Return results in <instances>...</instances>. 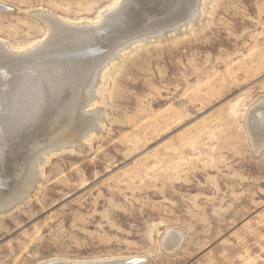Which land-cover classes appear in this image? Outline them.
<instances>
[{
    "label": "rangeland",
    "instance_id": "rangeland-1",
    "mask_svg": "<svg viewBox=\"0 0 264 264\" xmlns=\"http://www.w3.org/2000/svg\"><path fill=\"white\" fill-rule=\"evenodd\" d=\"M116 1L0 0V41L21 51L52 36L58 47L80 34L51 32L53 18L98 21ZM196 3V22L174 31ZM136 5L151 26L137 20L134 36L163 28L164 37L148 34L102 69L101 132L81 141L84 87L109 49L63 89L55 124L0 144V202L18 200L45 161L27 198L0 214V264H264V0Z\"/></svg>",
    "mask_w": 264,
    "mask_h": 264
},
{
    "label": "bare ground",
    "instance_id": "bare-ground-1",
    "mask_svg": "<svg viewBox=\"0 0 264 264\" xmlns=\"http://www.w3.org/2000/svg\"><path fill=\"white\" fill-rule=\"evenodd\" d=\"M121 2H122V0H117L114 3V5L108 7L104 11H102L98 21L92 22V21H85L84 20V21H79L77 23H71L68 21H62L61 20L60 22L63 25H65L64 27L67 28L68 31H70V30H72L74 32L77 31V32H79L80 35L77 36V34H76L77 37H71V38H73V40H71V38H69V39L67 38L68 40H66V38H64L62 40V42L59 43L58 47L52 46L53 44H48V43L45 45H42L44 42L43 41V42H38L36 44L31 45L27 49H24L21 51H14L6 42L0 41V60L2 59L3 61L6 62V64L8 66L11 67V72H10L7 68L8 66L5 67V66L0 64V103L2 102V100L5 99V95L7 97L10 96L9 94L11 93V91H10L11 90L10 89L11 82H10L9 78H10L11 74L16 76V77H14L15 81L13 79V82L17 86L16 87L14 85V87L19 89V93L21 96L20 98H23V101H25L26 104H27L28 100L30 101V105H29L28 109H22L20 112H17L14 117L8 116L6 114H4V117H1V115H0V144L5 146V148H6V146L8 147V145H10V144L11 145L13 144L15 146L19 143H23L24 141L27 142V140L28 141L30 140L29 138L31 137L32 133H34V131L43 130V127H44L43 125H45V123H47V124L50 123V125L55 124V121L60 116H62L64 114V112H65L64 108L66 109L65 103L64 102L62 103L60 101L63 88L65 87L64 89L67 88L68 90H73L74 85L76 84L75 82L79 81V79H83L84 75L89 70L87 65L91 61L93 62V60H91V58L95 57L94 54H96V53L100 54L104 51L106 52L109 49L108 51H111V53H109L108 57L105 58L99 65H97L95 68L92 69L91 75H90V80H89V82H87L86 86L84 87L83 108L87 109V111H85V110H82V111H85V114L90 116L91 122L88 123L89 126L83 132L81 141L83 140L85 142L92 135L98 134L99 132H101V126L103 125L104 117H103L101 111L98 108H96L95 104L98 102V96H99L98 95V92H99L98 91V88H99L98 85L100 82L101 72L103 71L102 69L104 67L108 66L114 60L119 59V57L123 54V52H125L126 49H129L128 47L135 45L136 42L144 41L147 38L148 34L152 33V35L154 34L155 37H162V36L164 37L163 31L165 29H163V28H162V30H159V31H154V32L150 31L149 33L145 34L146 36L145 35L136 36V37L134 36L136 30H134L135 28H131V27H132L133 23L136 22L137 20H140L139 22H141V23L139 25H141L142 27L150 28V26H151V21L149 22V18H147L146 15L141 14L142 16H137L134 14V8H136V6H137L136 5L137 0H127L125 5H123L118 11H116L113 15H111L110 17H108L106 19V15L108 13L114 11L119 6V4ZM131 3H133V4L131 5ZM129 5H130V7L125 9V6H129ZM199 6H200L199 3H196V9L191 13V16L190 17L188 16L189 18L186 21H184L182 23L180 22L181 24H177L176 26H173L172 27L173 30L176 32H179V30L182 29L183 27H186L189 24H194L196 22V19L198 18V13L200 12L199 9L197 10V8H199ZM3 8L6 9L8 7H5V6H3V4H0V9H3ZM122 9H123V11H121ZM197 11H199V12H197ZM57 19L53 18V20H55V21L60 20L59 18H57ZM105 19H106V21L104 22ZM50 20L51 19H49V22H50ZM51 24H53V23H51ZM56 26L59 28L58 24ZM97 26H98V28L100 27V29H98V31H96V32L94 31L93 33H91L92 30L90 31L88 29H72V28H70V27L89 28V27H97ZM164 28H165V26H164ZM86 32L91 33V37L89 38V41L87 40L88 46L87 47H84V46L81 47V45H79V42L82 38H84L85 36H88ZM129 36H132V37L125 39ZM124 39H125V41H124ZM84 41H85V39H84ZM75 43H76V45H75ZM77 43H78V47L76 48ZM54 47H56V51L52 52L51 54L48 53L49 50L55 49ZM110 47H112V48H110ZM59 50H61L60 51L61 53H59ZM44 52L45 53L47 52L48 54L46 53V55H44L45 57L43 56L40 58V54L43 55ZM57 56L61 57V61H59V60L57 61V58H58ZM63 69H66L67 70L66 73H68L66 79L63 75H60V72ZM104 70H105V68H104ZM73 78H75V80H73ZM72 80H73V82H72ZM70 86H72L71 89H69ZM261 100L264 101V98H262ZM7 102L5 104H7ZM258 102H261V101H258ZM254 107H256V106L254 105ZM254 107H253V109H254ZM249 118H250V115L247 119L249 120ZM261 119H262V117H261ZM83 124H87V122L83 123ZM247 124H249V121ZM83 126H85V125H83ZM250 132H251V130H250ZM36 135H37V133H36ZM250 138H251V136H250ZM35 139H36V137H35ZM252 141H254V140L252 139ZM29 143L31 144V142H29ZM63 144L64 143H61V144H59V146H63ZM259 144H261V143H259ZM70 145H71V143L68 144V146H70ZM59 146L51 145L50 148H48L46 150L44 149V152L45 153L47 152L48 156H49L51 154V152H54L53 150H56V149L58 150ZM15 153H16V151H15ZM42 155H40L41 157L39 156L37 164H35L36 166L34 167V170L31 171L32 177L30 178V174H28L29 176L27 175L28 179L30 178V181L28 183H26V185L23 184L24 191L22 192V196L18 200L27 196L29 189H31L33 186L35 187L36 184H34V183L36 181V178L39 175L38 174V172H39L38 171V164L40 163L39 165H41V164H43V162L45 163ZM45 156H46V154H45ZM25 157H27V156H25ZM19 162H20V160H19ZM24 177H26V176H24ZM25 179L28 180L27 177ZM38 180H39V178H38ZM22 182H24V181H22ZM19 187H21V186H19ZM19 191H18L17 195L20 194ZM13 196H12V198L17 197V196H14V197ZM18 200L13 201V203L18 201ZM11 204H12V202L7 201V200L6 201L3 200V202H0V206H1L0 208L6 209V208L10 207ZM166 233L167 232H165V235H162L163 241H166V238L168 237L167 236L168 234H166ZM170 239H172L171 241H173L172 237ZM139 259H141V258H139ZM131 260H133V259H131ZM91 262H94V261H91ZM98 262H100V261H98ZM44 264H77V263H75V262L70 263V262H66V261L62 262V261H58V260L55 261L54 260V261H49L46 263L44 262ZM79 264H84V263L80 262Z\"/></svg>",
    "mask_w": 264,
    "mask_h": 264
},
{
    "label": "water",
    "instance_id": "water-1",
    "mask_svg": "<svg viewBox=\"0 0 264 264\" xmlns=\"http://www.w3.org/2000/svg\"><path fill=\"white\" fill-rule=\"evenodd\" d=\"M127 2V0H122V2L119 4V6L114 10V11H112V12H110V13H108L107 15H106V19L108 18V17H110L111 15H113L116 11H118L123 5H125V3ZM1 10H6L5 8H3V9H0V11ZM121 11H123V9L121 10ZM120 11V12H121ZM106 19L104 20V22L106 21ZM53 22H55L54 23V25L52 26V28H51V32H53V31H55L54 29H55V26L58 24L59 25V27H63V28H65L64 26L65 25H63L60 21H55V20H53ZM70 28H72V29H88V30H92L91 31V33H93L94 31L96 32V31H98V29H100V27L98 28V26L97 27H89V28H83V27H70ZM66 30H68L67 28H65ZM70 31H72V30H70ZM87 33V32H86ZM91 33H87V35L88 36H86L87 38H82L81 40H80V42H79V45H81V47H87L88 46V41H89V36L91 35ZM69 39V38H68ZM68 39H66V40H68ZM84 39H85V41H84ZM60 40H63V39H60ZM71 40H73V38H71ZM88 40V41H87ZM59 41V40H58ZM87 41V42H86ZM55 42L56 41H53V39H52V36H51V38H49L45 43H48V44H55ZM62 42V41H61ZM45 43H43V44H45ZM42 44V45H43ZM63 45V44H62ZM75 45H76V43H75ZM78 47V43H77V46H76V48ZM61 50H59V53H61L60 52ZM58 58H57V61L59 60V61H61V57L60 56H57ZM0 63H1V65H3V66H8L7 64H6V62L5 61H3V60H0ZM8 68V70L11 72V67L10 66H8L7 67ZM67 72V70L66 69H63L61 72H60V75H63L64 77H65V79H66V77H67V75H68V73H66ZM14 77H16V76H14V75H12L11 74V76H10V82H11V86H10V91H11V93L9 94L10 96L9 97H7L6 95H5V99L4 100H2V102L0 103V115H1V117H4V114H6V115H8V116H11V117H14L15 115H16V113L17 112H20L22 109H28V107H29V105H30V101L28 100V102H27V104L25 103V101H23V98H20L21 96H20V93H19V89L18 88H16L17 86H16V84H14V82H13V79H14V81H15V78ZM73 82V81H72ZM71 82V83H72ZM67 83V82H66ZM14 85L16 86V87H14ZM65 88V87H64ZM63 88V89H64ZM8 101V102H7ZM7 102V104H5ZM28 105V106H27ZM24 199H26V196L25 197H23L22 199H20V200H18V201H16V202H14V203H12L11 204V206L10 207H8V208H6V209H1L0 208V214H5V213H8L9 211H11L17 204H20V203H22L23 201H24ZM145 261V259H134V260H107V261H100V262H97V263H94V262H88V263H84V264H142L143 262Z\"/></svg>",
    "mask_w": 264,
    "mask_h": 264
}]
</instances>
